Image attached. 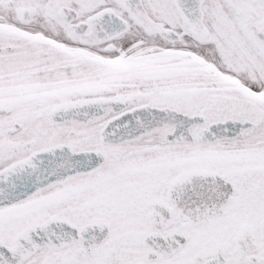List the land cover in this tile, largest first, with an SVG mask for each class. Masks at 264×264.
<instances>
[{
  "label": "snow or ice",
  "instance_id": "obj_1",
  "mask_svg": "<svg viewBox=\"0 0 264 264\" xmlns=\"http://www.w3.org/2000/svg\"><path fill=\"white\" fill-rule=\"evenodd\" d=\"M0 264H264V0H0Z\"/></svg>",
  "mask_w": 264,
  "mask_h": 264
}]
</instances>
